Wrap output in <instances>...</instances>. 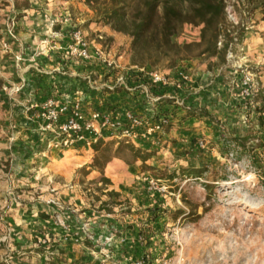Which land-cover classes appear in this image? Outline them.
Here are the masks:
<instances>
[{
    "label": "rangeland",
    "instance_id": "374dc122",
    "mask_svg": "<svg viewBox=\"0 0 264 264\" xmlns=\"http://www.w3.org/2000/svg\"><path fill=\"white\" fill-rule=\"evenodd\" d=\"M62 1L66 3L67 20L71 24L69 39L71 31L79 29L91 49H101L117 61L121 57L118 63L123 70L132 66L128 36L115 33L100 22L97 13L83 0ZM224 2L225 9L230 8L234 13L237 24L230 23L225 13L226 23L218 39L221 45L217 47L237 39L245 48L243 56L257 87L253 94L255 97L257 92H264V22L259 11L250 12L255 2ZM200 28L185 25L175 42H199ZM249 37L260 39L258 43L261 47L257 49L255 44L249 45ZM199 51H194L186 60L177 61L171 69L167 68L166 62L152 69L166 75L171 83L176 80L178 71L188 74L189 81L179 88L186 91L185 97L178 99L184 100L189 107L193 104L189 99L198 97L205 88L204 85L200 88L191 85L193 75L203 71L208 88L219 83L232 89L237 81L226 56L223 65H215L216 60L200 55ZM97 84L103 82L97 81ZM171 87H174L173 84ZM235 90L237 95L238 90ZM220 94L218 90L213 91L212 99L226 104L227 98H222ZM227 108L215 113L212 111L215 121L210 126L194 123L188 128L187 124L177 126L179 124L174 123L172 130L174 133L181 132V135L170 136L165 125L160 133H156L157 137L151 139L137 137L128 144L105 140L113 141V144L103 145L102 149L106 151L95 153L90 146L88 151L79 154L65 153L48 166L53 175L51 183L57 188L56 193L71 189L88 203V209L96 215H108V219L116 221L108 223L105 231L110 225L124 230L133 226L137 229V241L143 252L131 264L140 259H144L145 264H264V186L254 174L248 156L237 154L238 149L232 144L229 148L222 147L219 141L240 137L246 131L244 125L252 127L255 121L246 117L245 109L237 113ZM200 141L203 147L198 146ZM249 145H257V140ZM142 156L146 157L145 161H142ZM105 157H109L110 161L101 175L94 167L95 160L104 163ZM0 165L7 167L9 162L0 160ZM261 167H264V156ZM198 170L201 171L199 177L188 174ZM112 185L118 186L117 192L110 190ZM23 192L18 188L11 189L5 191V196L17 199L22 197ZM37 193L38 190L31 195L37 197ZM23 199L26 201V198ZM11 208L10 204L2 207L1 215H11ZM135 216L138 218H133ZM62 222L67 226L63 215L57 212L52 215L51 224H35L32 237L22 249L14 255L6 249L0 252V264L65 263L61 248L64 249L66 241L59 240L60 235H56L62 234L59 232L63 229ZM14 227L11 220L0 221V231L8 232ZM1 244L7 245L6 240ZM81 244L90 243L83 241ZM97 246L90 244V261L85 263L99 264L91 255V252L98 255ZM105 251L112 256L110 248Z\"/></svg>",
    "mask_w": 264,
    "mask_h": 264
},
{
    "label": "crops",
    "instance_id": "0c3cea01",
    "mask_svg": "<svg viewBox=\"0 0 264 264\" xmlns=\"http://www.w3.org/2000/svg\"><path fill=\"white\" fill-rule=\"evenodd\" d=\"M1 1L5 5L0 10V40L7 41L9 50L5 52L0 47V160L9 162V165L7 167L0 165V210L10 204L13 213L3 216L0 212V221L11 220L15 229L8 232L0 231V242L6 240L7 244L0 245V252L3 253V249H6L14 255L23 248V244L29 242L28 238L32 237L35 224L41 222L51 224L52 215L58 212L63 215L68 226L67 230L59 229L62 234L56 233L57 236L60 235L59 240L66 241L63 245L64 249L61 248L65 261L63 264H87L85 262L90 261L88 259L90 244H81L83 241L75 244L73 237L76 235L82 237L80 228L84 223H88L90 230L99 237L105 232L108 223L116 221L108 219L110 217L108 215H96L88 209V203L86 204L71 189L56 193L57 188L51 183L53 175L48 171V166L65 153L79 154L88 151L90 146L78 145L76 149L67 151L45 150V141L52 136L39 134V123L35 121L34 115L50 97L60 101L68 97L71 101L80 100L89 105L93 103L111 117H116L118 111L127 109L144 117H152L156 108L145 101L139 89L130 93L122 90L118 93L104 91L102 85H107L112 78L104 73L103 67L96 61L82 64L65 57L70 43L68 33L71 29L70 21L67 20V7H64L65 2L62 0ZM51 21L55 22L53 28L49 26ZM6 30L10 32L5 38ZM53 33L55 37H52ZM249 38L247 40L249 45L255 44L257 49L261 47L258 43L260 39ZM18 54L23 57L20 63L14 60V56ZM132 68L133 66L128 67V69ZM88 79L97 85V89L89 88ZM141 79L131 78L130 84L140 85ZM96 80L102 81L103 84H97ZM206 82L207 78L203 71L193 75L191 85H197L198 88L204 85L205 88L200 91L198 97L189 99V102H193L192 108L207 110L211 114L212 111L215 113L228 107L227 110L231 108L232 112L238 113L239 110L235 109L234 105L238 101L242 102L243 99L236 95L237 91L234 87L230 89L228 85L215 83L216 87L208 88ZM15 87H20V91L13 93L12 88ZM176 89L167 86L152 89L151 92L161 96L162 100L166 97H185V90ZM215 90L221 93L222 98H227L226 104L212 99ZM98 98L101 100L99 101ZM173 134L177 136L182 133L177 131L174 133L170 128L169 135L173 137ZM156 135L158 134H148L144 128L138 132V137L144 139L146 137L151 139ZM117 187L112 185L110 190L117 192ZM17 188L25 191L22 197L17 195L16 199L5 196V191ZM36 190L39 191L37 197L31 195L33 192L36 193ZM23 198H26V201H23ZM51 199L59 201L61 207L48 204ZM121 231L125 242L121 245L116 241L109 247L111 259L117 264H131L132 260L141 256L143 247L138 244V231L134 226L126 230L122 228Z\"/></svg>",
    "mask_w": 264,
    "mask_h": 264
},
{
    "label": "trees",
    "instance_id": "16d2710c",
    "mask_svg": "<svg viewBox=\"0 0 264 264\" xmlns=\"http://www.w3.org/2000/svg\"><path fill=\"white\" fill-rule=\"evenodd\" d=\"M251 1L255 4L250 12L259 11L261 21L264 22V0ZM83 2L95 11L100 22L109 26L113 32L130 38V64L134 67L152 70L160 63L166 62L167 68L171 69L177 61L186 60L196 50H200V55H207L208 58L216 60L215 65L225 63L228 43H224L221 48L217 47L221 28L226 23L224 0H83ZM3 4L4 2L0 0V10ZM185 25L201 27L199 42L184 44L175 42V38ZM156 88L161 87L153 89ZM104 91L120 92L118 89ZM82 105L86 110H100L93 103L89 105L83 101ZM154 107L156 112L151 120L158 122L164 119L168 129L174 126V123L179 124L177 126L187 124L188 128H191L194 123L210 126L215 121V117L207 110L180 107L171 98L163 99ZM234 108L242 112L245 109L246 117L255 121L253 124L255 126L244 125L246 131L240 137L234 136L219 141L222 147L229 148L232 144L238 149L237 154L248 156L254 174L261 179L264 186V167H261L264 156V92H257L255 97L252 95L244 102H236ZM254 140H257V145H249ZM110 144H113V141L98 140L91 145V149L95 153L106 151L102 149L103 145ZM145 158L142 156V161H145ZM109 161V157H105L104 163H99L97 159L94 167H97L102 175L101 171ZM188 174L199 177L201 171H189Z\"/></svg>",
    "mask_w": 264,
    "mask_h": 264
},
{
    "label": "built area",
    "instance_id": "2783aa9c",
    "mask_svg": "<svg viewBox=\"0 0 264 264\" xmlns=\"http://www.w3.org/2000/svg\"><path fill=\"white\" fill-rule=\"evenodd\" d=\"M225 13L230 23L236 25L237 20L231 9L226 8ZM54 24L55 22L51 21L49 23L50 28H53ZM9 32L6 30L5 37L9 36ZM52 37H55L54 33ZM217 45L220 46L221 42L219 41ZM0 47L5 52L9 50V45L4 39L0 40ZM244 49L239 41L234 39L233 42L228 44L226 60L233 73L237 75L235 88L238 90V96L242 99H249L257 87L246 65L247 61L243 56ZM65 57L72 58L82 64L96 61L103 67L104 73L112 78L111 84L102 85L101 88L109 91L118 89L128 93L139 89L145 101L150 105H156L162 100L161 96H156L151 92L154 87H167L173 84L175 88L179 89L181 85L189 81L188 74L182 70L177 72V78L173 83L169 81L166 75L158 71L137 67L123 70L118 61L111 57L110 54H106L98 48L91 49L79 29L71 31L70 44L67 46ZM14 60L20 63L23 61V57L18 54L14 56ZM132 71H135L134 74L136 76ZM135 77L137 79L142 78L140 85L133 86L130 84L131 78ZM88 80L89 88L92 90L97 89V85L90 79ZM19 91L20 87L12 88L13 93ZM166 98L173 99L174 103L180 107H189V105L178 98ZM82 102L80 100L71 101L68 97L64 98L63 101L50 97L36 111L34 119L39 123V134L52 136L46 139L44 145L45 150L67 151L76 149L78 145L84 144L91 146L98 140H116L128 144L138 137V132L141 128H144L148 134L160 133L166 125L164 119H160L158 122H152L151 117H144L128 109L118 111L116 117H111L109 114L100 110H86L83 108ZM198 146L203 147L204 145L200 141ZM48 204L57 208L61 207L60 202L55 199L49 200ZM60 225L63 229H68V226H65L64 222ZM80 231L82 237L79 235L74 236L73 242L79 243L80 241H86L93 246L98 244V255L95 252H91V255L99 264H106L111 260L109 252L105 251L106 248H109L116 241L119 243L125 242V237L121 229L116 225H110L99 237L90 230L88 223H84ZM110 263L117 264L112 261ZM133 264H145V260L140 259L133 262Z\"/></svg>",
    "mask_w": 264,
    "mask_h": 264
}]
</instances>
